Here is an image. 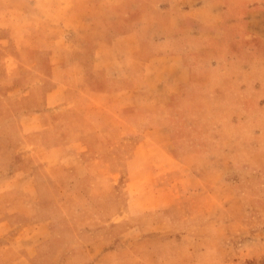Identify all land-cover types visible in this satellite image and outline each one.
I'll use <instances>...</instances> for the list:
<instances>
[{
	"label": "crops",
	"instance_id": "crops-1",
	"mask_svg": "<svg viewBox=\"0 0 264 264\" xmlns=\"http://www.w3.org/2000/svg\"><path fill=\"white\" fill-rule=\"evenodd\" d=\"M182 1L185 3L179 10L172 7L175 11H167L161 19L142 18L137 9L131 11L126 19L117 20L125 28L117 35L112 50L106 49L112 54L102 50L78 61L80 88L71 94L82 93L95 101L85 108L66 102L68 90L63 92V85L67 87L73 77L62 74L63 62L56 60V54L63 51L59 46L30 45L25 28L15 34L10 29L0 31V52L7 54V69L19 67L10 54H36L29 65L31 74L21 81L25 87L15 99V106L22 112L25 140L20 151L0 128V264H63L65 254L78 244L77 233L65 213L43 216L51 212L46 204L48 194L39 189L38 175L24 167V154L37 156L48 170V177L57 184L63 180L67 164L89 166L90 170L93 166L95 171L87 168L77 178L83 182L100 177L111 187L123 180L155 182L144 190L150 199L129 189L128 204L121 209L127 214L121 220L112 218L110 223L124 222L134 219L131 213L151 211L155 203H161L168 196L169 186L159 184L180 177L174 172L176 166H185L182 158L201 148L202 138L194 141L192 137L200 132L185 116L200 105L199 100L212 87L208 86L210 80L227 85L226 93L236 104L252 102L255 83L264 86V77L255 82L250 72L240 71L237 62L229 61L232 53L239 51L238 42L233 40L241 36L238 26L226 29L225 25L214 24L223 19L245 21L241 33L261 42L264 48V0ZM224 4L240 6L241 12L234 11L228 18L207 13L209 6ZM7 13L8 22H14L15 9ZM98 19L109 21L104 16ZM99 30L102 37L111 33L104 24ZM216 37L219 41L213 40ZM86 49L89 53L91 48ZM209 53L217 55H210L217 59L216 65L203 60ZM56 70L60 76L55 75ZM76 117L89 122L85 130H77ZM68 134L72 140H68ZM92 146L98 148L90 157ZM90 185L88 190L94 196L105 193L111 197L117 191L112 188L111 193L107 188L106 192L96 193ZM145 202L152 205L142 208ZM139 228L135 222L126 227Z\"/></svg>",
	"mask_w": 264,
	"mask_h": 264
},
{
	"label": "rangeland",
	"instance_id": "rangeland-1",
	"mask_svg": "<svg viewBox=\"0 0 264 264\" xmlns=\"http://www.w3.org/2000/svg\"><path fill=\"white\" fill-rule=\"evenodd\" d=\"M181 3L185 2L0 0V31L10 29L15 34L25 28L29 34L26 42L30 45L59 46L63 51L56 54V60L63 62L62 74L73 77L67 87L63 85V92L68 90L66 102L68 106L73 102V107L85 108L95 101L82 93L71 94L80 86L78 61L91 57L93 52L100 54L102 50L112 54L107 50H112L117 35L125 28L123 22L117 20L126 19L131 11L137 9L142 18L161 19L167 11H175L172 7L179 10ZM209 7L207 13H220L223 18L234 11L241 12L240 6L231 4ZM10 9H15L12 23L7 19ZM103 16L109 21L98 19ZM225 20L214 24L225 25L226 29L238 26L241 35L233 38L238 42L239 51L233 52L229 61L237 62L240 71L250 72L255 82L262 80L264 48L261 42L241 33L245 21ZM103 24L111 32L107 37L99 35ZM214 39L219 41L220 38ZM87 47L91 48L89 53ZM10 55L19 62V67L13 71L7 69V54L0 52V128L14 149L20 151L25 140L21 131L22 112L15 106V99L25 87V82L21 81L31 74L29 65L36 54L15 52ZM210 55L217 57L209 53L203 60H211L216 65L214 60L217 59ZM99 60L102 62V57ZM55 75L60 76V71L56 70ZM210 85L212 87L199 100L200 105L191 108V115L185 116V120L193 124L191 127L200 132L188 136L194 141L202 138L201 148L182 158L185 166H176L178 169L174 172L180 177L159 184L169 186L168 196L163 192L166 198L163 201L157 198L161 203H155L151 211L142 210L152 205L145 202L140 215L137 211L131 213L134 219L110 223L112 218L121 220L127 214L121 209L128 204V191L142 192L143 197L150 199L144 195V190L156 184L152 180H123L115 187L108 186L101 177L94 182H83L77 178L89 166L67 164L63 180L57 184L48 177V170L37 156L24 154V167L38 175L39 189L48 194L46 204L51 212H44L43 216L65 213L77 233L78 244L65 254L63 264H264V86L255 83L252 102L236 104L226 93L227 85L214 79L209 81ZM9 92L12 93L9 95ZM75 122L77 130H85L89 123L81 117H76ZM68 137L72 140L70 134ZM97 148L89 149L90 157ZM19 157L21 163L20 153ZM90 168L95 171L93 166ZM89 183L96 193L106 192L107 188L111 193L112 188L117 191L111 197H106L105 193L94 196L88 190ZM134 222L140 228L127 230V225ZM124 231L127 232L122 235Z\"/></svg>",
	"mask_w": 264,
	"mask_h": 264
}]
</instances>
